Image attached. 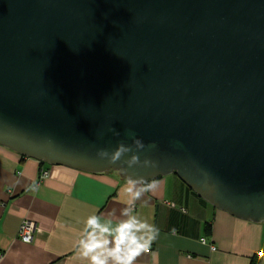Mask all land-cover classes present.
<instances>
[{
    "label": "water",
    "instance_id": "95a60500",
    "mask_svg": "<svg viewBox=\"0 0 264 264\" xmlns=\"http://www.w3.org/2000/svg\"><path fill=\"white\" fill-rule=\"evenodd\" d=\"M129 133L156 167L99 160ZM0 146L264 222V0H0Z\"/></svg>",
    "mask_w": 264,
    "mask_h": 264
},
{
    "label": "crops",
    "instance_id": "0c3cea01",
    "mask_svg": "<svg viewBox=\"0 0 264 264\" xmlns=\"http://www.w3.org/2000/svg\"><path fill=\"white\" fill-rule=\"evenodd\" d=\"M41 169L49 174L34 189ZM154 180L156 187L135 201L134 214L158 235L134 264H264V222L216 209L175 174ZM126 186L112 170L45 166L0 146V264H89L78 248L84 222L93 214L113 226L126 218ZM25 219L36 226L29 243L17 235Z\"/></svg>",
    "mask_w": 264,
    "mask_h": 264
},
{
    "label": "clouds",
    "instance_id": "9594fccd",
    "mask_svg": "<svg viewBox=\"0 0 264 264\" xmlns=\"http://www.w3.org/2000/svg\"><path fill=\"white\" fill-rule=\"evenodd\" d=\"M109 131L119 135L113 128ZM129 135L132 136V144L121 141L111 151L107 148L97 149L96 156L108 165L119 163L123 172H128L133 166L156 167L155 161L148 158L140 160L137 150L144 149L145 144L134 134ZM128 153H132L130 157H126ZM156 184L155 180L137 181L130 178L124 189L129 199L121 212L126 218L120 219L114 226L111 219L105 218V223H101V216H88L82 230L86 232V238L82 237L78 242L80 256L87 259L89 264H109L110 261L111 264H134L142 253L149 251L158 229L134 214V204L144 193L153 190Z\"/></svg>",
    "mask_w": 264,
    "mask_h": 264
},
{
    "label": "built area",
    "instance_id": "2783aa9c",
    "mask_svg": "<svg viewBox=\"0 0 264 264\" xmlns=\"http://www.w3.org/2000/svg\"><path fill=\"white\" fill-rule=\"evenodd\" d=\"M49 174V171L47 169H41L37 179L35 180V183L33 185V188L36 189L38 185L41 183V181L46 178ZM36 232V226L33 221L29 219L23 220L19 227H18V238L25 243H29L33 240L34 233ZM204 242V239H202Z\"/></svg>",
    "mask_w": 264,
    "mask_h": 264
},
{
    "label": "rangeland",
    "instance_id": "374dc122",
    "mask_svg": "<svg viewBox=\"0 0 264 264\" xmlns=\"http://www.w3.org/2000/svg\"><path fill=\"white\" fill-rule=\"evenodd\" d=\"M45 166H49L48 164H45Z\"/></svg>",
    "mask_w": 264,
    "mask_h": 264
},
{
    "label": "trees",
    "instance_id": "16d2710c",
    "mask_svg": "<svg viewBox=\"0 0 264 264\" xmlns=\"http://www.w3.org/2000/svg\"><path fill=\"white\" fill-rule=\"evenodd\" d=\"M41 165H43L44 163H40Z\"/></svg>",
    "mask_w": 264,
    "mask_h": 264
}]
</instances>
